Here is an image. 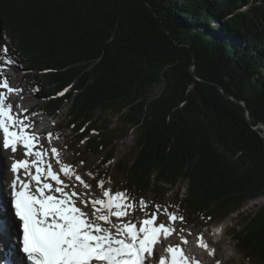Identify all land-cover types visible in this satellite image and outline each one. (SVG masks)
<instances>
[{
    "label": "trees",
    "instance_id": "1",
    "mask_svg": "<svg viewBox=\"0 0 264 264\" xmlns=\"http://www.w3.org/2000/svg\"><path fill=\"white\" fill-rule=\"evenodd\" d=\"M0 28V56L6 47L14 61L3 77L25 72L54 119L68 104L84 155L110 146L90 138L97 111L135 129L133 163L114 164L116 180L108 152L97 182L161 207L176 189L188 225L264 197V0H0ZM230 235L264 264V206Z\"/></svg>",
    "mask_w": 264,
    "mask_h": 264
},
{
    "label": "snow or ice",
    "instance_id": "2",
    "mask_svg": "<svg viewBox=\"0 0 264 264\" xmlns=\"http://www.w3.org/2000/svg\"><path fill=\"white\" fill-rule=\"evenodd\" d=\"M2 52L0 65L13 64L6 55V47ZM0 89V154L4 150L19 154L22 149L24 155L19 160L12 157L8 211L0 210V222L5 224L6 231L10 227L15 237L9 246L0 242V264H202L188 256L181 246L188 244L187 237L181 235L180 244H166L177 232L174 223L184 222L183 215L169 211L171 206L161 208L159 204L149 212V202L143 198L137 201L126 189L113 192L110 187L105 188L103 179L97 184L103 198L91 196L92 186L61 160L57 147L38 148L42 138L35 131L34 122L23 115L27 109L14 111V107L21 106H14L9 100V94L22 89L10 86L3 77V67ZM46 135L51 143L53 134ZM49 153L55 158L58 171L48 159ZM61 173L68 182L61 178ZM87 175L95 178L92 172ZM108 183L111 184L110 178ZM139 211L145 214L142 221L136 217ZM158 215L166 216L169 223H157ZM197 246L215 256V250L202 234L197 238ZM161 249L167 255H161ZM17 250L23 258L16 255ZM215 264L221 261L217 259Z\"/></svg>",
    "mask_w": 264,
    "mask_h": 264
},
{
    "label": "rangeland",
    "instance_id": "3",
    "mask_svg": "<svg viewBox=\"0 0 264 264\" xmlns=\"http://www.w3.org/2000/svg\"><path fill=\"white\" fill-rule=\"evenodd\" d=\"M33 76H36L34 74ZM6 78L9 81V84L14 89H22V91L15 92L12 94H9V97L16 98L17 96L23 95L25 97H28L29 99L26 101V106L34 108V111L37 110H43L44 114L46 112V102L40 98L36 92H34L33 88L30 87V82L28 78V75L23 71H12L7 70L6 72ZM31 78V76H30ZM164 87V84H160L155 86L153 91L151 92V99H154L156 96L160 95L162 92V89ZM2 90V89H0ZM20 102V103H19ZM24 101H18L17 104L21 106L20 109H16L14 107V111H21V109H25V106L23 105ZM16 104V105H17ZM69 112L70 107L68 104L65 105L64 111L58 116V118L54 121H51L49 118L48 124L46 125L47 129L53 130L57 128L54 132H51L53 134V139L51 143H49L47 139V132L44 134V136H40L42 139L40 142H43L45 145L44 149H50V147L55 146L57 148H60V158L64 163H67L73 167V169L82 176V178L89 183L92 188L90 190V195L94 198H103L102 197V190L97 187V184L95 183L96 175L102 172L103 169L102 166V156H105L108 152H111L113 155V160L109 162L108 165L105 166V168L109 171L108 173L110 175H113L114 179H118L119 177L116 174V171H114V164L123 162L126 165H131L136 157V132L135 129H132L131 127L122 124V121L120 120V116L115 113L113 110H99L95 113V118L92 123L88 124V127L93 128L94 124L96 123V126L98 128H101L102 131L98 130H92L90 134V138H102L103 134H106L108 136L107 140L109 141V149L107 151L100 150L101 156L95 155V154H89L84 155V151L86 150V141L81 143L79 140V136H77V132L75 129H70L68 127L69 122ZM24 113V112H23ZM29 119L33 122L40 119L41 117L28 116ZM46 117V116H45ZM58 124V125H57ZM104 128V129H103ZM35 131H39L36 130ZM49 133V132H48ZM57 134L59 135V139H56ZM102 134V135H101ZM0 138H2V134H0ZM65 142H68V148L64 145ZM74 146H77L75 150H72ZM77 151V152H75ZM4 152L9 153V151L4 150ZM13 155L15 156V159H23V150L21 149L19 154H12L11 153V161L10 165L13 162ZM48 159L51 160V162H54V157H51L49 153ZM81 161H83V165H81ZM54 170L58 171V166L54 165ZM88 172H92L95 175V178L89 177L87 175ZM66 182H68L66 177H63ZM78 183V182H77ZM111 188L112 182L105 185V188ZM183 187L184 194L186 193L187 185L182 184L181 188ZM81 190L82 186H81ZM117 190V189H116ZM177 192L176 189L172 190V193H169L167 196V199L165 201V205L162 207H169V211H172L173 205H174V194ZM184 197V195H183ZM149 199L151 203V193L149 194ZM4 200V199H3ZM4 205L8 208L9 202L8 200L4 202ZM149 203V212L155 211V208L153 207L152 203ZM264 206V197L250 202L247 204L239 214H234L230 218L224 220L223 222L221 220H217L215 222V225H212V227H206L208 223L205 222H198L197 224L191 226H183L180 224L179 221H176L174 223V227L176 228L177 232L173 234V236L169 237L166 242L167 243H181V235L187 237L188 243L193 244L192 251H194L196 254H202L205 250L201 249L197 246V238L202 234L205 242H209L210 247L213 246L215 248H218V250L215 249V253L217 254L218 258H220L221 261H227V264H250L246 259L242 257V254L238 251V248L236 247V242L233 239V235H230L232 231L237 230L239 228V225H241V222L243 220V217H245L248 214L256 213V211ZM175 212V210H174ZM136 217L142 221V219L145 218V214L143 211H140L139 213H136ZM158 223L164 222L169 223L168 218L164 215H158L157 219ZM10 223V220H9ZM213 223V222H212ZM211 225V224H210ZM208 225V226H210ZM205 227V228H204ZM215 227H219L222 230V233L220 235H217L215 237V240H213V231L215 230ZM180 229H184V232L181 234ZM11 231V230H10ZM189 231L191 232V235H189ZM163 249L160 250V253ZM199 250V251H198ZM191 252V251H190ZM17 256H19L17 254ZM204 260V258H202ZM215 260H217L216 256H209L207 255V259L203 264H215ZM213 261V262H212ZM212 262V263H211Z\"/></svg>",
    "mask_w": 264,
    "mask_h": 264
},
{
    "label": "bare ground",
    "instance_id": "4",
    "mask_svg": "<svg viewBox=\"0 0 264 264\" xmlns=\"http://www.w3.org/2000/svg\"><path fill=\"white\" fill-rule=\"evenodd\" d=\"M19 93H21V92L19 91ZM23 94L21 96H17L16 98L9 97V100L13 103L14 106L18 103V101H24L23 105L25 106V109H27L26 116H30V115L34 114L36 111H34V108H32V107L26 106V101L29 98L25 97ZM56 129L57 128H55L53 130L47 129L46 131H47V133L48 132L51 133V132H54ZM44 134H46V132H43L40 136H44ZM40 146L45 148V145L43 142H40V145H38V148ZM10 161H11L10 153L3 152L2 156L0 157V203L3 204V209H0V210H3L5 213H7L8 208H6L3 201L6 202L7 200L10 199V195H11L10 184H11V180L13 178V174L10 171ZM61 177H62V175H61ZM9 224L11 225V222ZM10 230H11V228H10ZM7 232H8V230L7 231L5 230V224L3 222H0V242H2L4 246H9L11 244V241L9 239ZM9 233L12 234L11 232H9ZM221 233H222L221 228L217 227L213 231V238H214L213 240H215V237H217V235H220ZM13 238L15 239V237H13ZM168 240H171V239H168ZM206 243L209 244V242H206ZM211 248H213L214 250L215 249L218 250V248H215L213 246H211ZM17 254H19L21 256V254L18 250L16 252V255ZM190 255H191V257L196 255V259L201 261L203 264L205 262V260L207 259L208 254L206 251H204L201 255L198 253L196 254L195 252L191 251ZM215 256L217 257L218 260H220V258H218L216 253H215ZM202 258H204V260ZM221 264H227V261H221Z\"/></svg>",
    "mask_w": 264,
    "mask_h": 264
},
{
    "label": "water",
    "instance_id": "5",
    "mask_svg": "<svg viewBox=\"0 0 264 264\" xmlns=\"http://www.w3.org/2000/svg\"><path fill=\"white\" fill-rule=\"evenodd\" d=\"M1 28H0V39H1ZM244 105V107H247V105L245 103H242ZM247 118L248 120L250 121V115H249V112L247 111ZM263 130H264V127H261ZM263 137H264V133H263ZM17 235H19V233H17Z\"/></svg>",
    "mask_w": 264,
    "mask_h": 264
}]
</instances>
